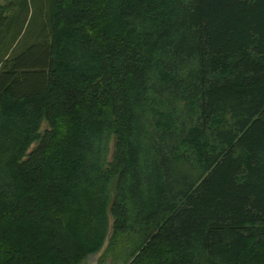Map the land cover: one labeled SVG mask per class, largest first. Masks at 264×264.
I'll return each mask as SVG.
<instances>
[{"label":"trees","instance_id":"trees-1","mask_svg":"<svg viewBox=\"0 0 264 264\" xmlns=\"http://www.w3.org/2000/svg\"><path fill=\"white\" fill-rule=\"evenodd\" d=\"M105 244L264 264V0H0V264Z\"/></svg>","mask_w":264,"mask_h":264},{"label":"rangeland","instance_id":"rangeland-1","mask_svg":"<svg viewBox=\"0 0 264 264\" xmlns=\"http://www.w3.org/2000/svg\"><path fill=\"white\" fill-rule=\"evenodd\" d=\"M46 125H47V123H46V121H44L43 124H42V129H44V127H46ZM104 248L105 247H103L97 253H93V254L88 255V257L84 260V264H94V263H96L99 260L100 256L103 254ZM110 259H111L110 256L107 257V261H110Z\"/></svg>","mask_w":264,"mask_h":264},{"label":"water","instance_id":"water-1","mask_svg":"<svg viewBox=\"0 0 264 264\" xmlns=\"http://www.w3.org/2000/svg\"><path fill=\"white\" fill-rule=\"evenodd\" d=\"M112 222V220H111ZM112 232V223H110V229H109V233H108V237L111 235ZM106 245V244H105ZM105 245L103 247H105ZM99 252V251H98Z\"/></svg>","mask_w":264,"mask_h":264}]
</instances>
